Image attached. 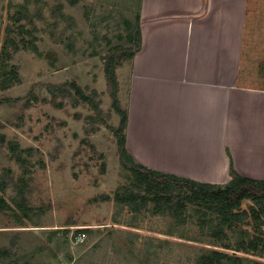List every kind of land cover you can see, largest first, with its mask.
<instances>
[{
	"label": "rangeland",
	"instance_id": "374dc122",
	"mask_svg": "<svg viewBox=\"0 0 264 264\" xmlns=\"http://www.w3.org/2000/svg\"><path fill=\"white\" fill-rule=\"evenodd\" d=\"M24 2L0 0V47L10 14ZM247 4L241 74L244 84L264 86V0ZM58 5L63 14L55 16ZM140 5L141 0H29L30 12L41 8L44 15L36 17L40 52L15 51L8 64L17 66L20 81L0 87V178L7 184L0 196L12 205L0 207V264H196L199 254L221 249L201 231L196 217L178 225L170 216L137 213L113 198L129 184L132 172L120 160L113 128L120 126L122 114L115 109L106 66L112 56L117 59L124 111ZM65 27L75 49L60 40ZM73 83L99 108L82 100ZM12 143L20 146V154L11 150ZM229 176L223 180L231 179L230 168ZM24 195L27 202L17 207L12 198ZM253 204L244 199L242 208L250 210ZM239 229H228L231 240L259 231L251 216ZM238 255L244 261L230 264H264V257Z\"/></svg>",
	"mask_w": 264,
	"mask_h": 264
},
{
	"label": "crops",
	"instance_id": "0c3cea01",
	"mask_svg": "<svg viewBox=\"0 0 264 264\" xmlns=\"http://www.w3.org/2000/svg\"><path fill=\"white\" fill-rule=\"evenodd\" d=\"M247 5L141 0V45L126 75V143L136 160L202 182L229 179L232 163L264 180V86L241 74Z\"/></svg>",
	"mask_w": 264,
	"mask_h": 264
},
{
	"label": "trees",
	"instance_id": "16d2710c",
	"mask_svg": "<svg viewBox=\"0 0 264 264\" xmlns=\"http://www.w3.org/2000/svg\"><path fill=\"white\" fill-rule=\"evenodd\" d=\"M27 3L25 4V2ZM77 0H69L70 3H76ZM18 6L14 13L10 14L9 24L6 27V35L0 47V87L5 90L20 81V75L16 65L9 67L8 61L15 51L21 49L40 52L37 44V24L36 17L43 18L42 9H37L31 13L29 9V0H25ZM56 8V10H55ZM63 7L58 5L54 7L53 15L63 14ZM69 17V16H67ZM65 17V18H67ZM71 19L68 18V21ZM132 22V21H131ZM131 22L128 25L131 26ZM59 25L55 21L54 26ZM68 27H65L61 34L60 40L66 44L70 50L75 49V39L73 34L66 35ZM51 35L57 38L53 31ZM129 39H134V34H129ZM137 41L136 50L140 48V31L137 29L135 34ZM129 53L133 56L134 52ZM117 59L112 56L107 63L106 72L109 82L113 87L112 95L114 97V106L117 112L122 114L121 124L114 129L118 137L120 146V160L124 169L132 172L129 184L122 190H117L114 200L134 212L141 213L148 211L154 215L170 216L175 219L178 225L187 224L191 218L201 231L218 242L219 248H213L208 252L201 253L196 259V264H230L232 262L244 261L243 255L239 252H245L253 256L264 257V180L255 179L241 175L237 172L232 163L230 165L231 179L226 183L202 182L196 179L176 175L168 172L159 171L150 168L136 160L126 145L125 128L128 122V112L119 106V81L115 72ZM73 87L82 100L88 101L93 107L99 108L94 99L86 95L80 86L73 83ZM14 154H20L16 143L10 145ZM10 170H7L9 173ZM23 180L19 179V184ZM5 181L0 178V188L5 189ZM6 190V189H5ZM18 193L23 195V191ZM110 198L111 196H106ZM17 207H22L27 201L25 195L19 200L17 197L12 198ZM244 199H251L254 204L250 210L243 209ZM25 202V203H24ZM0 207L11 208L12 205L0 196ZM252 218L259 230L258 233L247 237V239L231 240L228 234L229 230H241V222ZM83 229L79 230L82 231ZM182 237V236H181ZM183 238V237H182ZM188 239V238H187ZM192 241H200L191 239ZM201 242V241H200ZM234 250V252L229 251ZM4 251L0 250V257H3ZM262 264L260 261H256ZM10 264H18L11 262Z\"/></svg>",
	"mask_w": 264,
	"mask_h": 264
}]
</instances>
